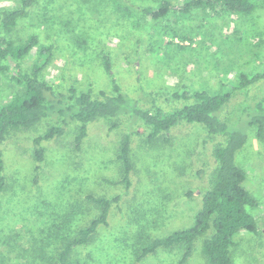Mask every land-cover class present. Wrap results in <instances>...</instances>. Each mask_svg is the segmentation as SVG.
<instances>
[{
    "label": "rangeland",
    "instance_id": "obj_1",
    "mask_svg": "<svg viewBox=\"0 0 264 264\" xmlns=\"http://www.w3.org/2000/svg\"><path fill=\"white\" fill-rule=\"evenodd\" d=\"M48 1L52 0H39L10 37L24 40L36 34L41 44L53 46L52 62L41 78L61 93L71 87L89 86L95 98L100 92L112 95L110 77L102 65V53L106 52L124 93L144 109H150L155 98L157 106L172 111L190 102H167L156 92L173 93L182 88L215 91L221 83L238 80L240 71L254 74L258 70L254 56L264 59V8L258 9L251 21L232 15L216 18L202 12H197L201 13L199 17L179 18L172 25L194 36L195 41L174 40V44L187 47L176 52L173 47L158 49V35L148 33L151 26L142 22V9L155 6L154 0H54L49 13L57 19L76 20L86 32L88 49L83 52L63 35L50 33L39 24L40 8ZM17 2L0 0V13L14 9ZM115 2L126 5L132 14L117 12ZM224 39L234 42L232 49ZM154 49L164 61L153 58ZM36 56L34 48L24 67L28 68ZM17 90L14 83L0 78V105ZM263 95L264 81L234 91L220 118L233 119L243 107L251 110ZM47 126L48 121L12 132L1 145L8 190L0 194V264H24L21 255L25 250L49 249L45 236L53 226L64 221L71 230L85 225L95 214L86 201L89 194L108 199L121 195L122 199L113 207L109 227L101 229L93 243L80 251L81 258L90 253L91 264H137L131 261L130 247L137 245L142 230L145 238L153 239L192 223L202 194L212 183L216 168L213 150L222 144L221 136H208L201 126L186 123L172 128L170 142L148 143V129L139 121L121 116L90 124L79 151L73 146L74 124L62 136L43 141L44 160L36 170L34 139ZM129 132L133 170L127 190L120 184L116 154L122 136ZM247 133V143L236 162L246 173L245 188L260 201L258 208L248 210L257 221L258 235H237L231 255L234 264H264V133L260 139L254 128ZM188 191L193 192L190 198ZM207 236L195 241L186 264H207L201 254V243ZM179 259L180 252L174 248L158 250L139 264H178Z\"/></svg>",
    "mask_w": 264,
    "mask_h": 264
},
{
    "label": "trees",
    "instance_id": "obj_2",
    "mask_svg": "<svg viewBox=\"0 0 264 264\" xmlns=\"http://www.w3.org/2000/svg\"><path fill=\"white\" fill-rule=\"evenodd\" d=\"M53 1L46 4L43 2L44 6L40 8L42 15L38 17L39 24L50 33L63 35L78 51H86L88 49L86 32L76 20L67 17L57 19L50 14ZM154 2L155 6L142 9V22L151 26L148 33L156 32L158 35L159 38L155 41L158 49L173 47L176 52H183L187 47L174 44V40L190 43L195 41L194 36L173 26L179 18L199 17L201 13L197 12H202L206 16L216 18L232 15L251 21L255 12L264 8V0H154ZM38 4L39 0H18L14 9L0 13V78L18 87L8 101L0 105V194L8 190L1 145L12 132L29 130L48 121L43 134L34 139L33 157L36 162L35 169L38 170V164L44 160L42 142L62 136L71 124L76 125L73 141L76 151L81 149L90 124L111 121L121 116L128 117L132 122L142 123L148 129V143L170 142L172 128L181 123L198 125L206 130L208 136L222 137V144L216 146L212 153L216 168L211 186L202 194L200 207L187 228L153 239L145 238L142 230V235L136 238L137 245L134 243L130 247L131 261L139 264L158 250L177 248L180 252L178 264H186L193 255L195 241L208 235L201 243V254L206 263L234 264L231 249L236 244L235 237L242 232L258 235L257 221L248 210L258 208L260 201L245 188L246 173L237 164L236 157L247 143L248 129H256L258 139L263 136L264 95L251 110L243 107L241 114L233 119L222 120L220 114L234 91L246 90L250 85L264 81V59L254 56L253 60L258 66L254 74L248 76L244 71H240L238 80L221 83L219 89L215 91H189L182 88L173 93L156 92L157 96H161L167 102H190L172 111H164L157 106L155 98L152 99L151 108L144 109L135 99L124 93L116 82L111 58L106 52L102 53V65L110 77L112 95L100 92L99 98H95L89 86L83 89L71 87L67 93H61L41 78V73L52 62L53 46L41 44L36 34H30L24 40H14L10 37L18 22L27 19L31 8ZM114 8L126 16L132 14L126 5L121 6L115 2ZM164 23H171V26ZM165 38L171 41L165 42ZM224 40H227L226 43L232 49L234 42L230 39ZM34 48L37 56L28 68H25L24 61ZM153 58L157 62L164 61L159 51L155 49ZM131 127H128L129 131ZM131 136L132 132L122 136L116 154L120 166V184L127 190L131 185L130 177L133 170L130 156ZM192 196L193 192L188 191L187 197ZM121 199V195L110 199L87 195L86 201L92 205L94 216L85 225L72 227V230L65 226L67 221L50 228L45 236L49 249L25 250L21 255V258H25L24 264H91L90 253L86 258H81L80 251L93 243L101 229L109 227L113 207H116Z\"/></svg>",
    "mask_w": 264,
    "mask_h": 264
}]
</instances>
